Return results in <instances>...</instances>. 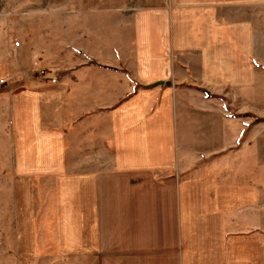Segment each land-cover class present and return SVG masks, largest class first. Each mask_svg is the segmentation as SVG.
Wrapping results in <instances>:
<instances>
[{
  "label": "crops",
  "instance_id": "crops-1",
  "mask_svg": "<svg viewBox=\"0 0 264 264\" xmlns=\"http://www.w3.org/2000/svg\"><path fill=\"white\" fill-rule=\"evenodd\" d=\"M103 10L99 30H83L88 45L72 46L59 92L11 99L14 163L31 184L20 236L0 237V264H264V143L252 116L224 104L243 97L253 113L264 101L253 91L264 81V0ZM93 164L100 174L80 170ZM50 179L38 206L33 185Z\"/></svg>",
  "mask_w": 264,
  "mask_h": 264
},
{
  "label": "rangeland",
  "instance_id": "rangeland-1",
  "mask_svg": "<svg viewBox=\"0 0 264 264\" xmlns=\"http://www.w3.org/2000/svg\"><path fill=\"white\" fill-rule=\"evenodd\" d=\"M116 1L0 0V80L6 81L5 84L0 85V237H7L12 241L20 236L16 223L18 217H21L19 210L21 211L22 205L26 206V201L21 196V187L31 184L23 179L27 171L19 166L15 167L14 163L17 131L11 120L13 108H15L11 99L12 97L16 99L20 91H26L25 95L37 91L41 94L47 93L50 97H53L55 92H59V89L63 88L59 83H66L69 76V66L72 65V57L75 53L72 46L74 44L76 46L88 45L85 42L86 39L83 38L85 26L87 25L90 32L95 33L100 26L102 13L106 12L103 9L115 6ZM53 78H58V82L51 83L50 80ZM40 88L46 89L41 92ZM253 91L257 94L261 92L264 94V81L254 86ZM257 102L264 105V101L258 100ZM257 102L253 103V113L244 112L248 109L245 107L246 102L243 97L236 101L235 99L225 101L224 104L230 110L238 112V116L248 119L252 116V123L256 128L252 132V138L254 141L264 143V129L261 135L259 132L260 127H264V112H259V109L255 110L259 105ZM53 111V116H60L59 107ZM51 119L53 118L49 117L46 120L47 125L50 124ZM68 149V147L65 148L66 156L69 155ZM82 154L79 155L82 158L85 157L84 152ZM71 155L73 156V153ZM70 158L74 157L70 156ZM255 167L253 163V170ZM99 169L100 167L96 164L80 168L92 174H100ZM193 174L194 170L187 175ZM14 178L17 179L18 187L20 186L19 192L15 191ZM253 183L259 184L260 181L254 180ZM44 186L47 187H41V183L37 181L33 185V196L38 206L48 200L47 195L52 196L51 179L44 182ZM23 189L26 195L28 188ZM15 207L18 208V212ZM46 233L49 238L55 235L53 229ZM48 248H52V245ZM44 263L54 264L53 261ZM56 263H60V260Z\"/></svg>",
  "mask_w": 264,
  "mask_h": 264
},
{
  "label": "built area",
  "instance_id": "built-area-1",
  "mask_svg": "<svg viewBox=\"0 0 264 264\" xmlns=\"http://www.w3.org/2000/svg\"><path fill=\"white\" fill-rule=\"evenodd\" d=\"M4 82H6L5 80H0V85L5 84Z\"/></svg>",
  "mask_w": 264,
  "mask_h": 264
}]
</instances>
